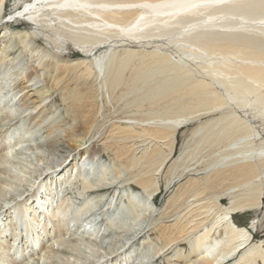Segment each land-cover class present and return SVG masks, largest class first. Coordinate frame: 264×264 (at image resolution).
<instances>
[{
    "label": "bare ground",
    "instance_id": "obj_1",
    "mask_svg": "<svg viewBox=\"0 0 264 264\" xmlns=\"http://www.w3.org/2000/svg\"><path fill=\"white\" fill-rule=\"evenodd\" d=\"M20 4L25 10L7 21L6 0H0V59L17 42L34 55L39 41L56 50L73 45L89 58L70 69L79 77L64 99L66 114L83 127L71 132L74 151L86 144L90 151L97 141L110 163L97 149L88 151L81 167L82 156L70 169L64 164L72 155L57 170L47 163V173L42 170L51 176L32 184L23 198L18 191L34 182L33 164L18 159V151L28 143L26 152L40 166L49 160L35 130L55 112L39 123L31 120L21 134H0V264H82L81 255L93 257L110 230L135 239L146 202L156 201L163 186L175 191L151 217L160 246L147 259L173 250L169 264H264V241L253 243L248 228L234 221L238 213L264 206V129L254 124L264 121V0H15V8ZM17 21L32 28L8 36V24ZM150 45L155 49L148 51ZM12 68L0 63V123L16 120L11 87L1 82ZM121 101L131 112L111 118L108 106L121 107ZM206 117L185 135L184 153L176 159L180 130ZM51 128L56 133L58 127ZM125 184L116 202L104 199L109 204L99 215L100 192ZM68 187L77 190L80 206L65 195ZM138 189L147 200H138ZM125 198L127 205L121 204ZM128 244L118 243L94 261L110 255L102 264H138L140 248L119 253ZM139 258L145 259L142 251Z\"/></svg>",
    "mask_w": 264,
    "mask_h": 264
},
{
    "label": "rangeland",
    "instance_id": "obj_2",
    "mask_svg": "<svg viewBox=\"0 0 264 264\" xmlns=\"http://www.w3.org/2000/svg\"><path fill=\"white\" fill-rule=\"evenodd\" d=\"M24 10H25V7L21 4L15 8V0H6V8H5L4 15L7 16L8 18L11 14L15 15L19 11H24ZM3 27H1L0 30ZM8 27H10L7 29V31L10 33L8 36L13 35L18 31L28 32V30L32 28L27 23L22 22V21L14 22L11 25L8 24ZM1 31H2L1 32L2 34L3 30ZM1 34H0V37H1ZM1 40H3V38H1ZM22 40L25 41L28 45V41H26L27 37L22 38ZM6 43L7 42H5L4 45ZM15 44H16V47L11 49L10 51H8L7 48H4L3 50L4 59L2 60L0 59V63L3 66H5L7 69H8V66L13 67L10 71H6L4 76L1 77V82L2 81L8 82L9 86L11 87L10 88L11 89L10 99H12V101L10 102V105H12L14 109L12 113L13 115L12 118H15L16 120L13 121L12 123L10 121L0 123V134L7 132L9 130L14 131L15 129L17 130L18 133L21 134L22 133L21 127L22 128L24 126L27 127L28 124L31 122V120L35 119L36 122L39 123L41 118H44L46 116L49 118L51 114L55 112V116L52 119L49 118L46 123H42L41 127L35 130L37 131L38 142L42 143L43 147L45 146L42 149L44 152L43 154L49 160L48 161L45 160L44 165L40 166V164H38L35 161V157L31 158L30 152L28 151L26 152V150H28V143H26V145L24 146L22 150L18 151L19 153L23 154L21 157H18V159L23 158L25 159V161L27 160L26 163H28V161H31L33 164V166L30 169L32 172L29 170V176H31L29 180H31V182L33 181L34 182L30 184L29 182L24 183L23 188L19 189L18 191V193H20L21 191L22 195H24L23 198H25L27 197L29 193H32L31 192L33 190L32 186L34 187L38 186L39 183L42 181V179H45L46 177H47L46 179H48L51 176L50 173L44 174L47 171L46 170L47 163H49V165L51 164L52 167H54L55 165L54 170H57L58 165L63 163V161L67 157H69V155H72L68 158V161L64 164V165L71 164L69 166V169H70L72 165L76 163V160L74 161V157L82 156L80 158L81 161L79 160V163H78V167H81L85 157H88V155L91 154V153H88L89 149L87 147L89 146V144H86V147H84L83 149L81 148V149H77L76 151H74L76 149L77 144L74 141H72L73 139H72L71 132L72 130L83 131V127L79 124L70 123L69 117L66 114L68 102H64V99L67 97L69 92L73 90L72 81L79 77L76 74H74V72L70 71V69L73 67L74 63H78L81 61H87L89 58H86L82 53L78 52L77 49H75L73 45H70V44H68L66 47H64L61 50H56L52 47H48L46 44H44V41H39L37 43H34V47H33L35 49L34 55H30L28 54V52H23V46L21 47V43L17 42ZM29 46L31 47V45ZM162 48L166 49L167 52H170L173 54V51L171 50V48H165V47H162ZM154 49H155V45H150L147 48L148 51H151ZM17 59H18V62L21 63V66H25L26 68V71H24L25 72L24 74H22L23 72H20L19 67H17L18 66L16 62ZM31 74L32 75L39 74V76L36 77V79L33 82H27V78ZM90 79H87L86 81L89 88L92 87V84H93L92 81L94 80L93 78H92L93 80L92 79L90 80ZM57 82H59V85L55 87ZM42 97H45L46 101H42ZM132 97L133 96H130V98ZM113 103L114 102H112V105H110L113 108L108 106L109 111L110 110H111L110 112L113 111V114L110 112L108 113L111 115V118L112 117L122 118L124 116H127V114L124 115L125 113L131 112V110H125L124 105H122L123 103L122 101L120 102V104L118 103L121 107H118L116 103L114 104ZM115 107L116 109H114ZM35 108H37V110H34ZM121 111H122L123 116L121 114ZM242 115H244V113H242ZM249 117L250 119H252V116H249ZM208 119L210 118L206 117L201 120L194 121L191 124L185 126L182 130H180V133L177 139V144H176L177 145L176 156H175L176 159L181 157L182 153H184L183 151H184V145L187 141V138H186V136H188L187 134L193 131L196 127H199L200 125H202ZM254 124L260 127L261 129H264V121L256 120ZM51 126L58 127L56 130V133L52 131ZM15 140L17 141V139ZM91 150H96L97 152H103L102 144L100 142L94 141V144L90 148V151ZM24 153H26L27 156L24 155ZM103 155H104V159H103L104 163L106 165H109L108 163H110L109 162L110 158L104 152H103ZM42 168L45 170V172L44 170H42ZM26 174L28 176V172ZM38 174H41V175H38ZM36 182L38 184H36ZM126 186H127L126 184L119 185L117 186V191L110 190L106 194H105L106 191L103 190V192H100L105 195L102 198V200L105 199L111 202L114 199V202H116L118 200L119 194L121 192L122 193L124 192V187ZM99 189H102V188H99ZM76 191H77L76 189H71L70 187H68L65 195L69 197L70 196L75 197L76 198L75 201L80 206V204L83 203V200L76 197L75 195ZM161 191H162V194L156 199V201L153 202V200H151L149 202L148 201L146 202L147 212L142 217V221L138 223V225L140 226L139 227L140 233L138 237H136L135 239H131L132 236H129V235L132 233L128 234V232H122V231L120 232V231H117L116 229H114L115 231L110 230L108 234H105V235H109L107 236L108 242H105V243L103 242V244L97 243L98 248L101 250H99L96 253L92 252L91 255L93 257L99 256L103 253H106L110 248H114L118 243L127 242L128 244L130 242V244H128V246L123 248V250L121 249L119 253H122V254L129 253L128 252L129 249H132V247L133 248L137 247L138 249L139 248L140 249L138 252H136V254H134V256L137 255L139 262H141L142 264H169L168 262L172 259L174 255L173 250L164 251V253L157 259L155 258H152L151 260L150 258L147 259L148 254L150 252L152 253L156 251V247L158 246V244L160 246V243L157 240L158 236H156L155 233H153L152 227H150L151 221H152L151 217L156 213V212L154 213V211H157L160 213L163 210L162 208L165 206L169 197L171 196L172 192L175 191V189L171 188L169 190L163 186ZM18 193H14L13 195L11 194L14 198L17 199L16 202L19 201V198L15 196ZM136 193H138V200H147L146 194L142 190L138 189V192ZM106 195H109L110 198H108ZM9 198L10 197H8V199ZM105 200L104 202H102V204H100V207H102V211L98 212L99 215L106 212L107 210L108 206L106 205H108L109 203L108 201H105ZM93 201H96L97 203L99 201V198ZM121 204L127 205L126 198L123 200ZM0 205H2V203ZM222 205L228 207L229 200L225 199L224 201H222ZM119 212L120 211L118 210L116 214H119ZM114 215H115V212L111 214L112 217ZM234 221H235L236 226L248 228V230L253 235V239H252L254 240L253 243H259L260 241H264V206L261 209L250 210L245 213H238L237 215L234 216ZM253 221L255 222V225L254 227H251ZM86 223L87 222H85L84 225ZM127 239H130V241L128 242ZM181 247L184 248L183 250L184 254L189 251L188 244L184 243L181 245ZM141 251H142V256H144L145 259L139 258V253ZM109 256L108 255H106L105 257L103 256L104 258L100 259L102 262L100 261V263H96L99 260L94 261V258L89 257L88 252H86V255H81V262L82 264H92L94 262H95L94 264H102L109 260L110 258Z\"/></svg>",
    "mask_w": 264,
    "mask_h": 264
},
{
    "label": "water",
    "instance_id": "obj_3",
    "mask_svg": "<svg viewBox=\"0 0 264 264\" xmlns=\"http://www.w3.org/2000/svg\"><path fill=\"white\" fill-rule=\"evenodd\" d=\"M7 21H9V20H7Z\"/></svg>",
    "mask_w": 264,
    "mask_h": 264
}]
</instances>
